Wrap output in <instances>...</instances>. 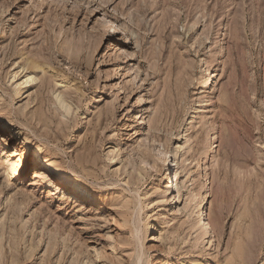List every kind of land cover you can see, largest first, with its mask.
Masks as SVG:
<instances>
[{"label":"rangeland","instance_id":"obj_1","mask_svg":"<svg viewBox=\"0 0 264 264\" xmlns=\"http://www.w3.org/2000/svg\"><path fill=\"white\" fill-rule=\"evenodd\" d=\"M0 264H264V0H0Z\"/></svg>","mask_w":264,"mask_h":264},{"label":"bare ground","instance_id":"obj_2","mask_svg":"<svg viewBox=\"0 0 264 264\" xmlns=\"http://www.w3.org/2000/svg\"><path fill=\"white\" fill-rule=\"evenodd\" d=\"M114 27V26H113ZM31 78V77H30ZM213 79H211V77H209L207 79V82H210L212 83ZM136 106V105H135ZM143 118V115L141 114L140 110H138L137 113H135V117L133 118L134 121H139ZM164 180L165 182H167V185L166 187L169 189L168 192L171 194H174L175 190H174V186L172 184V178L170 177V174L169 173H165V176H164ZM199 219L203 222V224L206 225L208 231L210 230V224H209V221H208V218H207V213L206 211L202 210L199 214Z\"/></svg>","mask_w":264,"mask_h":264}]
</instances>
